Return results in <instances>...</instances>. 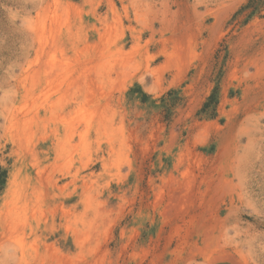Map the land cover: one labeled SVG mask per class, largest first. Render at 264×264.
<instances>
[{
  "label": "rangeland",
  "instance_id": "obj_1",
  "mask_svg": "<svg viewBox=\"0 0 264 264\" xmlns=\"http://www.w3.org/2000/svg\"><path fill=\"white\" fill-rule=\"evenodd\" d=\"M247 1L0 0V264H264Z\"/></svg>",
  "mask_w": 264,
  "mask_h": 264
},
{
  "label": "trees",
  "instance_id": "obj_2",
  "mask_svg": "<svg viewBox=\"0 0 264 264\" xmlns=\"http://www.w3.org/2000/svg\"><path fill=\"white\" fill-rule=\"evenodd\" d=\"M262 7H264V0H248L247 3L240 9V11L249 10L248 17L250 18L254 15H258ZM137 90L142 95V99L145 100L147 95L142 92L139 87L137 88ZM217 103V90L214 89L208 96L207 100L203 103L198 114L200 116H209L212 118L215 117ZM6 178L7 169L0 167V193L4 188Z\"/></svg>",
  "mask_w": 264,
  "mask_h": 264
}]
</instances>
